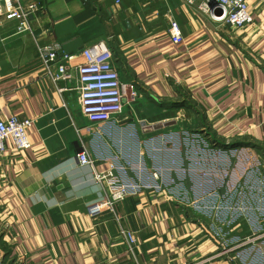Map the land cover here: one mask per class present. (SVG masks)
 Segmentation results:
<instances>
[{"label": "crops", "instance_id": "0c3cea01", "mask_svg": "<svg viewBox=\"0 0 264 264\" xmlns=\"http://www.w3.org/2000/svg\"><path fill=\"white\" fill-rule=\"evenodd\" d=\"M31 1L39 9L29 31L18 33L17 20L0 17V119L34 120L31 147L16 150L8 138L0 167L5 263L230 264L210 258L219 240L209 224L172 202L183 192L165 190L157 172L126 158L135 143L142 150L141 142L153 136L169 140L200 127L227 141L245 137L264 146V1L248 0L254 21L242 28L191 12L185 0L24 3ZM170 17L182 27L181 44L168 33ZM101 42L113 50L122 82L138 96L99 124L81 111L76 67L81 50ZM54 43L72 54L71 82L43 75L39 49ZM84 147L94 167L78 162ZM111 166L132 192L115 208L90 211L110 194L108 181L94 179V169L106 173ZM239 221L230 214L223 228L228 237L249 230ZM123 230L136 236L133 250Z\"/></svg>", "mask_w": 264, "mask_h": 264}, {"label": "rangeland", "instance_id": "374dc122", "mask_svg": "<svg viewBox=\"0 0 264 264\" xmlns=\"http://www.w3.org/2000/svg\"><path fill=\"white\" fill-rule=\"evenodd\" d=\"M164 138L142 141V150L135 143L124 153L129 156L126 160L157 172L158 184L165 190L182 191L184 197L172 202L209 224L219 241L225 236L233 244L241 242L233 252L244 256V264H264V146L245 137L227 141L206 127ZM230 214L240 218L239 226L249 229L232 232L236 239L223 230Z\"/></svg>", "mask_w": 264, "mask_h": 264}, {"label": "built area", "instance_id": "2783aa9c", "mask_svg": "<svg viewBox=\"0 0 264 264\" xmlns=\"http://www.w3.org/2000/svg\"><path fill=\"white\" fill-rule=\"evenodd\" d=\"M113 1L116 5L122 4V0ZM185 1L189 11L199 13L218 25L226 24L242 28L254 21L253 8L248 0ZM38 9L39 4L35 1L24 3V0H0V17L17 20L18 33H24L31 29V16ZM168 33L174 44L183 43L182 27L174 17L169 18ZM60 50H62L61 57L59 56ZM39 55L44 76L54 82H71L75 79V68L70 63L72 54L63 50L60 43L41 46ZM81 56L82 63L76 67V80L78 81L76 89L79 94L78 101L81 111L92 123H108L123 113L125 106L135 100L138 92L129 83L122 82L115 54L106 43L101 42L84 47L81 50ZM33 124V119H20L16 116L0 119V167L8 138L13 140L16 150H25L31 147L28 129ZM77 159L83 166H95V161L86 147L79 151ZM114 170L113 166L106 173L94 169V179L108 181L110 194L103 201L91 205L90 211L95 212L104 207L115 208L120 201L131 194V188L121 181L120 176ZM123 232L128 237L133 250L137 246L136 236L130 230H123ZM233 242L222 236L217 252L210 258L226 259L230 264H244L242 261L244 256L233 252L235 248L241 247L242 243L233 244ZM0 264H6L1 256Z\"/></svg>", "mask_w": 264, "mask_h": 264}]
</instances>
